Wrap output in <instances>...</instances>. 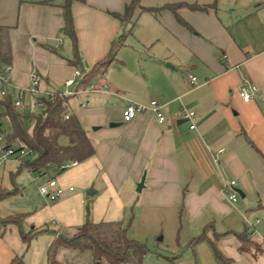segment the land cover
I'll use <instances>...</instances> for the list:
<instances>
[{"label":"crops","instance_id":"0c3cea01","mask_svg":"<svg viewBox=\"0 0 264 264\" xmlns=\"http://www.w3.org/2000/svg\"><path fill=\"white\" fill-rule=\"evenodd\" d=\"M44 1L0 0V21L11 26L9 77L16 87L28 88L37 72L43 91H78L68 110L86 128L95 154L55 176L66 191L54 202L41 191L34 199L24 197L25 186L13 188L17 192L12 195L20 193L23 200L2 208L0 220L15 213L26 216L21 226L9 224L0 235V264H50L48 250L58 234L73 235L87 219L121 220L128 177L137 183L145 177L141 191L148 219L156 215L170 223L172 246L189 243L186 258L178 256L176 247L168 251L174 264H219L207 242L190 244L210 223L219 232L248 228L262 247L264 0H141L143 7L159 11L137 9L126 23L110 11H124L129 0L75 1L78 62L72 60L75 49L63 31L64 0ZM186 3L213 7L194 10ZM167 4L177 5L189 26L164 8ZM139 22L140 64L129 67L128 38ZM117 40L123 45L104 70L99 63ZM77 69L83 74L74 76ZM190 74L197 76L195 84ZM71 77L75 82L67 86ZM246 79L258 86L247 102L239 93ZM86 100L90 104L80 107ZM152 100L159 102L164 123L151 108L124 120L130 102L150 106ZM189 111L194 115L186 116ZM231 179L239 192L236 202L224 193ZM40 230L27 244L22 232ZM232 237V232L224 234L222 241L236 242ZM171 257L159 256L156 262L173 264ZM53 264H94V259L89 250L61 246Z\"/></svg>","mask_w":264,"mask_h":264},{"label":"trees","instance_id":"16d2710c","mask_svg":"<svg viewBox=\"0 0 264 264\" xmlns=\"http://www.w3.org/2000/svg\"><path fill=\"white\" fill-rule=\"evenodd\" d=\"M75 1L86 2V0H64L60 6L62 7L64 19L63 31L70 37L75 49L72 60L78 62V35L72 8ZM44 2L53 3V0H45ZM185 6L194 10H208L213 7V5L194 3H186ZM140 8L155 13L160 9L143 7L141 0H129L124 11H110V13L122 23H126L132 21L134 13ZM164 8L171 9L181 23L189 26L181 17L177 5L167 4ZM10 30L11 26L5 25L0 21V69L13 64ZM122 45V40H117L112 44L108 57L99 63L104 70L107 69ZM17 94L16 91L9 92L6 96L0 98V103L5 108L4 114L9 117L12 125V132L7 134L5 138L7 146L13 147L14 143H18V147L14 148L15 151L29 149L33 152V155L27 154L19 159L21 162L20 167L25 166L33 172L40 171L41 173H49L50 176H57L65 171L61 168L63 163L82 162L95 154V147L86 128L78 116L68 110L71 95L57 92L53 99L44 98L45 106L41 107L39 113H35L16 106L15 99ZM66 114H69V116L65 117ZM2 115H0V118ZM29 124L32 125L31 129L28 127ZM63 136L68 138L67 144L60 142V138ZM16 190L1 189L0 199L14 194L17 192ZM25 216L26 213H15L2 218L0 220V235H4L9 224L21 226ZM41 231L22 232V235L28 244L31 238ZM230 232L240 242V252L250 254L252 252L251 249H253L254 253L251 254L254 255L260 249L264 250L260 244L251 239V233L248 228L241 232H219L213 223L206 225L203 232L194 237L190 244L194 247L198 242H207L219 264H235V259L232 256H228L221 246L223 243L222 236ZM61 246L80 251H91L94 264H142L144 256L149 251L145 243L128 236V227L122 219L113 221L101 220L99 222L87 219L82 225L78 226L77 231L73 235L58 234L48 250L50 264L55 262L56 251ZM17 260L18 257L13 262ZM172 262L174 264V260Z\"/></svg>","mask_w":264,"mask_h":264},{"label":"rangeland","instance_id":"374dc122","mask_svg":"<svg viewBox=\"0 0 264 264\" xmlns=\"http://www.w3.org/2000/svg\"><path fill=\"white\" fill-rule=\"evenodd\" d=\"M67 39L68 41H70L69 38ZM128 40H129L128 43L132 44L131 46H134L133 48L131 46L128 48L129 51V55L127 56L128 58L127 63H129L128 66L132 67L134 65H139L140 58L136 53V49H138L137 47H140L139 46L140 22L137 24V26L134 27L132 33L129 34ZM26 101H32V97L30 94L27 95ZM22 109L27 110L26 108H22ZM40 111H41V107L34 106L28 112L39 113ZM4 113H5V108L0 103V115L3 114L1 116L0 129L5 135H7L12 132V125L9 120V117ZM28 127L31 129L32 125L29 124ZM60 142L66 143L67 137L65 136L61 137ZM16 147H18V143L13 144V148ZM18 157H19L18 154H13L10 155L6 160L0 159V190L2 189V187H8L9 191H12L13 188L15 187L25 186L26 194L24 195V197L27 198L28 194H30L32 195V198L37 199L36 195L40 191V186L46 184L45 179L47 177L49 179L50 174L49 173L41 174L40 171L33 172L28 170L25 166L20 167V163H18L17 161L19 160ZM66 170L63 172H66ZM63 172L60 173L59 175H62ZM21 180H24L22 186H20ZM139 182L137 183L136 181L132 180L131 177H128L123 184L122 196L125 199L126 208L122 220L125 222V224L128 227V236L145 243L149 248V251L146 253V255L143 258L142 264H157L156 261L159 258V256H165V255L169 257L173 256V254L168 251L174 249V247H176L175 249H178L177 250L178 256L180 255L181 257L186 258L184 254L187 253L186 254L187 256L191 255V248L187 246V244L189 243L183 244L181 242L180 246L177 244L175 246H172V244L169 242V235H167V233L170 231V226H171L169 222H166L165 220L162 219H156V215L155 217L151 215L150 219H148L147 213H149L150 210L149 208L143 205L144 194L142 193V191H136ZM62 196L60 198H62ZM22 197H23L22 194L17 193L15 194V197L13 195L12 196L9 195L8 197L0 199V211L2 208L3 210H5L8 204L12 205V204L20 203V201L23 200ZM54 201L56 200H51V202ZM88 205L89 208H91L90 204ZM50 231L52 232V229H50ZM45 233H49V232H45ZM45 233H43L42 235L44 236ZM165 234L167 236H165ZM160 237H163V239H160ZM177 239L178 237H176V242ZM231 239H234L236 242H238V240L235 237H232ZM236 242L232 243L227 241V242H223L221 245L224 252L228 256H232L235 259V264H264L263 249L257 251L256 256L252 254H244L240 252L238 248L239 245H237ZM258 242L262 243L261 241ZM262 244H263L262 247L264 248V243ZM171 260H175V258L171 257ZM160 263H162V260L161 262H159V264Z\"/></svg>","mask_w":264,"mask_h":264},{"label":"built area","instance_id":"2783aa9c","mask_svg":"<svg viewBox=\"0 0 264 264\" xmlns=\"http://www.w3.org/2000/svg\"><path fill=\"white\" fill-rule=\"evenodd\" d=\"M225 56V55H224ZM11 71V66H7L3 69H0V98H3L6 96L9 92L16 91L17 96L15 99L16 106L20 108H26L28 111L32 109L34 106L44 107L45 106V100L44 98L53 99L57 92H50V91H43L41 87L42 82V76L34 72L31 76V85L28 88H21L16 87L10 77L9 73ZM83 71L80 69L75 70L74 76L82 75ZM189 78L192 83L197 82V76L190 74ZM75 82V77H71L66 80V85L71 86ZM91 88H94L91 85ZM258 91V86L251 82L250 80L246 79L245 82L242 84L240 88V96L244 101H250L254 98L256 92ZM78 91L74 90H67L66 92H60L61 94L65 95H72L76 94ZM31 95L32 101H26L27 95ZM90 104V100L83 101L80 103V107H86ZM148 108H151L160 123H164L166 121V117L164 113L160 110V104L157 100H152L150 103V106L130 102L123 111V117L124 120L129 121L133 119L138 113L145 112ZM194 115V111L186 112V116L191 117ZM69 114H66L65 117H68ZM0 125H1V118H0ZM195 125H192L194 127ZM6 135L2 132L0 129V159L6 160L10 155L18 154L20 159L24 155L31 154L33 155V152L29 149L25 150L22 149L20 151H15L13 147H8L7 143H5ZM224 151L223 148L220 149V153ZM77 161L72 162H65L61 165V168L66 170L70 167H73L77 164ZM236 180L231 179L228 183L225 184L224 193L227 195V197L232 201L236 202L239 199V192L235 189ZM69 190H74V187H70ZM40 191L48 197L50 200H57L59 199L66 191L64 187H62L55 176H50V178L47 180L46 184H43L40 186ZM126 264H134V263H126Z\"/></svg>","mask_w":264,"mask_h":264},{"label":"water","instance_id":"95a60500","mask_svg":"<svg viewBox=\"0 0 264 264\" xmlns=\"http://www.w3.org/2000/svg\"><path fill=\"white\" fill-rule=\"evenodd\" d=\"M117 123H110V125H116ZM144 182H145V177H142L141 181L138 184V191H141L143 186H144ZM89 207V205H88ZM162 238V237H161Z\"/></svg>","mask_w":264,"mask_h":264}]
</instances>
